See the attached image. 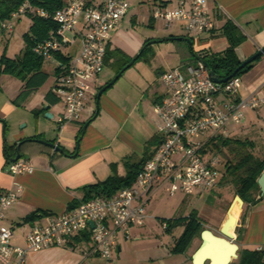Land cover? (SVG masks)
Returning a JSON list of instances; mask_svg holds the SVG:
<instances>
[{"label":"built area","instance_id":"obj_1","mask_svg":"<svg viewBox=\"0 0 264 264\" xmlns=\"http://www.w3.org/2000/svg\"><path fill=\"white\" fill-rule=\"evenodd\" d=\"M129 7L130 0H100L99 3L65 0L61 8L49 15L24 2L10 19L0 21V37L11 33L13 21L22 15L50 17L56 24L32 51L44 61L55 62L56 76L51 91L61 105L57 117L59 126L82 117L86 96L104 68L110 35ZM151 18L160 21L164 28L180 22L189 35L208 33L215 27L214 15L206 0H191L188 6L180 4L171 9L155 8ZM76 38L80 41L78 52L69 55L66 62L56 59L57 53L69 54L67 47ZM159 79L164 95L153 105V110L159 121L160 143L145 160L133 183L111 196L95 195L57 215L45 216L42 223L31 225L22 246L11 244L12 228L0 225V264H25L28 253L61 246L72 235L81 233L91 238L90 253H97L105 264H113L119 237L128 240L130 230L144 224L146 204L157 191L193 194L217 183L219 160L213 153L201 152L204 144L215 135H227L229 126L241 122L244 109L254 110L264 105V97L255 93L239 97L240 76L234 75L222 83L213 82L199 62L196 66L184 64L168 68L160 73ZM219 95L225 100L219 101ZM205 134L206 138L201 140ZM32 169L24 159L7 164V171L12 175ZM19 193V185L0 192V221Z\"/></svg>","mask_w":264,"mask_h":264},{"label":"crops","instance_id":"obj_2","mask_svg":"<svg viewBox=\"0 0 264 264\" xmlns=\"http://www.w3.org/2000/svg\"><path fill=\"white\" fill-rule=\"evenodd\" d=\"M190 1L191 0H130L128 12L120 20L119 25L110 35L108 43L110 48H118L127 56L132 57L136 55L147 39L161 38L168 35L177 36L187 34L182 26H180V28L175 26L176 29L179 30L175 34L164 33L161 37L155 34L140 35L129 28H133L139 19L140 22L144 21L147 27L154 31L158 23H160L162 27L163 25L157 20H152L151 26L148 25L152 10L155 8L171 9L180 4L188 6ZM206 1L209 11L214 15V29L216 31L226 19H230L246 36V39L235 49L236 56L240 61L254 54L258 48L264 45V0ZM99 2L100 0L95 3ZM126 22L129 28L124 29L122 26ZM192 38L193 43L191 44V48H194V50L204 49L211 53H220L227 47V42L222 36H211V32L192 35ZM75 42L77 48L75 47L74 50L76 51L77 49L75 52L77 53L80 47V41L76 38ZM4 47L5 46H3V49ZM174 52L177 53L175 50ZM182 53L184 52L182 51ZM69 55L73 56L71 54ZM183 55L187 56V53ZM45 62H49L52 65L54 84L56 76L55 62L48 60L43 63ZM43 65L44 64H42L41 70L45 72L46 70ZM104 68H106V66H104ZM163 71L164 69H159L158 74L160 75ZM111 72L113 74L112 70ZM100 75L95 81L93 88L96 84L103 85L113 76L112 75L106 80H101ZM240 79L241 86L238 92L239 97L244 98L251 93L264 97V54L261 55L258 60L254 61L252 67L242 74ZM7 86L11 87L8 89L9 91H7L6 96H4L5 99L0 98V119H5L13 115L11 121L15 122L13 121L16 120L15 115L19 113V111H22V109H28L32 113L33 118L29 130H27V121L21 126L23 129L20 128V130L17 131L12 128L9 142H5L2 131L3 127L1 129L0 126V154L3 159V165H6L2 155L4 143L10 145L17 143L22 138L40 135L43 140H49L47 136L52 135L51 140L62 149V151H57L52 148V150L46 154H24L28 156L26 160L33 169L31 172L16 175H12L2 168L0 160V192L14 189L16 185L20 186V193L17 199L4 211V218L0 221V225L12 228L13 236L11 238V244L22 246L25 243L24 236L32 224L42 223L45 221V216L57 215L66 208L77 205L86 191L84 187L101 182L113 173L119 176L124 175L126 172L124 161L128 160L133 163L142 158L147 142L152 137L158 136L157 126L159 121L157 116H155L156 114H153V118L146 117L147 120L145 121L149 128L148 134V131L144 132L143 129L140 128L141 120L138 122L139 125L128 124L134 108L139 105L140 118L144 115L147 103H145V105L142 103V98L144 97L143 93L137 94V92L141 90L139 87H124L125 90L128 89L131 93L133 92L138 95L137 99L139 103L136 105L137 101H133V103L135 102L133 105V103H131V97H133V95L131 94V96L128 97L126 94L128 92L123 93L120 91L122 94L118 93L117 90L119 89H113L114 86L112 84L110 88L100 95L98 99V111L93 116L87 111V100L90 97H92L90 101L94 102V109L96 111V95L92 92V88L91 92L86 96L84 111L80 120L59 126V133L64 131L65 135L63 133L57 137L53 132L54 126L40 118V114L43 113H36L39 110V106L43 103L44 105L48 104L49 108L53 105L48 103L45 99L47 91H41L40 95L37 97L35 91L39 90L38 87L33 90L24 101L16 105L13 101L22 88V82L19 80L17 84H11V80H7ZM52 86L48 91H51ZM163 95L164 90L162 93L153 92L150 97V105L153 106L156 101L161 100ZM217 99L219 101L225 100L222 95H219ZM38 104L40 105L38 106ZM99 109L100 114H98ZM244 110L249 113L244 114L243 118H245V121L240 128V132H246L248 134L251 131V126H253V120L255 118L264 119V105L254 110ZM48 112L51 114V118L48 119H52L54 115L49 109ZM140 113H142V115H140ZM45 118L47 119V117ZM86 121H89V123L84 132H81L79 138L78 131L81 123H85ZM7 122L9 123V120H7ZM71 123L77 124L78 128L71 126ZM228 135H230L229 128L225 136ZM1 136L3 137V144ZM248 139L254 143V150H260L262 147H260L259 144L264 139V133L261 136V142L258 141V144L254 139ZM136 156H139V159L133 160ZM256 156L261 158L264 156V152L262 155ZM254 200V203H242L241 209L240 207H236L230 211L234 216L239 212L236 217V237L234 239L239 249L262 247L264 250V193L260 194L259 192L255 195ZM33 213H36L35 218L30 221H23L24 217ZM81 234L72 235L65 244L61 246L49 247L37 252L28 253L25 258V264H105L104 260L101 259L97 253L89 252L92 247L91 238L86 241L80 238ZM130 234L131 237L128 240L119 237L112 258L113 264H190V256L193 252L189 253L188 250H186L183 254L171 253V247H169L167 239H164L162 243L150 240V238L145 235L143 225L132 228ZM76 237H79L80 240ZM200 242L201 241H199V243ZM175 257L180 258L176 260Z\"/></svg>","mask_w":264,"mask_h":264},{"label":"trees","instance_id":"obj_3","mask_svg":"<svg viewBox=\"0 0 264 264\" xmlns=\"http://www.w3.org/2000/svg\"><path fill=\"white\" fill-rule=\"evenodd\" d=\"M64 1L65 0H0V21L10 19L11 14L15 12L24 2H27L31 6L41 8L51 15L55 10L63 6ZM27 17L30 19L31 23L28 30L22 35V38L26 42V48L15 57L6 56L4 51H2L0 54V74L12 75L22 82V88L13 101V103L16 105H19L33 90L40 87L46 81L48 75L46 72L41 70L44 60L33 53L32 47L37 42L44 40L50 30L56 28V24L51 20L50 17ZM152 20V18L149 19L148 25L151 26ZM209 32H211V36H222L227 42V47L220 53H211L204 49L194 50V48H190L187 45V58L185 64L189 65L193 62L198 63L200 60L206 63L208 68L212 70L218 76V78H223L229 75L241 63V61L236 56L235 49L246 39V36L230 19H226L217 31L212 29ZM168 36L175 37L174 35ZM177 36H187L191 40V44L193 43V38L188 34H181ZM149 40L151 39L144 41L141 46L142 51L134 60V62L147 51H149V49H151L150 44H147ZM161 41H164V39H161ZM260 56L256 57L252 62L238 70L235 75L241 76L247 72L252 67L254 61L258 60ZM55 58L61 62H66L70 56L69 54L64 55L57 53L55 54ZM132 58L133 56H127L120 49L110 48L109 44H107L104 55V66L109 67L113 71L114 76ZM109 80H107L104 84H106ZM111 86L112 85L107 87L104 91H106ZM53 95L54 94L51 91H47L45 94V99L50 104L57 102V98ZM159 101H156L155 103ZM39 112L44 113L45 111L43 108H41L36 113ZM93 115H95V111L93 112L92 116ZM83 124L84 122L81 123L78 136L81 134V128ZM40 140H43L40 135H34L22 138L17 143L10 145L4 144L2 147L4 162L8 164L9 162L13 161L12 158L15 156V148L17 144L20 145V158L24 154H46L50 152L52 148L41 143ZM46 141L54 143L53 140ZM159 143V136L152 137L147 142V144H149L152 148L145 149L143 156L139 161L133 163L129 162L128 160L124 161V166L126 168L124 175L119 176L113 173L101 182L84 187L86 191L81 201L88 200L95 195L111 196L120 188L131 185L143 163L153 155ZM223 148H226L228 151H230L232 154V159L227 160L225 163L224 174L222 177L220 176L219 179L228 177L230 182L233 184L235 195H238L243 203H254L255 195L259 193V187L257 185L256 179L264 168V156L260 158L255 155L253 151L254 143L248 138L241 139L238 137H228L223 135H215L214 137L208 139L201 152L220 154L223 153ZM35 217L36 213L29 214L24 217L23 221H30ZM157 221L161 225H165L163 229L168 234L172 229L177 227L182 228L181 233L175 239L173 245L170 248V252L173 254L185 253L190 247L193 239L198 237L201 230H203L202 222L196 217L194 213H190L188 216L175 218L158 217ZM76 238L79 240L80 238H83L87 241L89 239V235L87 233H82L80 238ZM237 254V258L232 260L230 264H264L263 249H239Z\"/></svg>","mask_w":264,"mask_h":264},{"label":"rangeland","instance_id":"obj_4","mask_svg":"<svg viewBox=\"0 0 264 264\" xmlns=\"http://www.w3.org/2000/svg\"><path fill=\"white\" fill-rule=\"evenodd\" d=\"M99 0H91L92 3L98 2ZM30 19L22 15L18 20L13 21V31L11 33H3L0 37V54L2 51L5 52V55L8 57H15L16 55L20 54L25 48H26V42L22 38L23 33H25L29 26H30ZM181 26L180 22H174L169 25V27L164 28L158 23L155 26L154 31H152L151 28L147 27L144 21H141L138 19V22L136 25L133 26V28L128 27V23L126 22L122 27L124 29L129 28L135 33H138L140 35H152L155 34L158 37H161V35L165 34H175L179 30L176 29V27ZM243 28V26H242ZM192 37V35H190ZM167 36L161 37V38H153V39H164ZM151 39V38H150ZM185 41L181 40H164L159 41L156 43H151L149 51H147L144 55H142L140 58H138L129 68L124 70L120 77L116 80V82L113 84V89L117 90L118 93L122 94L126 93L127 96L133 95L131 97V103L133 101H137L136 105L139 103L137 97V94L143 93L142 103L145 105L147 103L144 115L139 118V105H137L136 108H134L129 123L128 124H135L137 125L138 122L141 120L140 128L143 129L144 132L148 131L149 128L145 120H147L146 117L154 116V110H152L153 106L150 105L151 102V95L153 92L162 93L164 90V87L159 79L158 70L159 69H167L171 66H178V65H184L186 63L187 56H184L183 54L187 53V43H184ZM3 46L4 49H3ZM73 46V48H72ZM75 47L77 48L76 42L73 45H70L67 47L69 54L75 55L76 51L74 50ZM71 48V50H70ZM73 49V50H72ZM179 49V50H177ZM174 50L177 52L175 53ZM182 51L184 53H182ZM43 67L46 70L48 77L45 83L40 86L38 91H35V95L37 97L40 95V92L45 90L48 91V89L53 84V69L52 65L49 62L43 63ZM193 66L197 65V62L190 63ZM113 74L109 67H106L102 70V74L100 75L101 80H106L109 77H111ZM7 80H11V84H17L19 80L9 74H0V98L5 99L4 96H6L8 89H10L11 86H7ZM145 84V85H144ZM102 84H96L93 88V93L96 95L97 91L100 89ZM127 88H133V86L139 87L141 90L140 92L131 93L128 89H124V87ZM117 88V89H116ZM125 90V91H124ZM122 91V92H120ZM119 94V95H120ZM92 99V97H90ZM90 98L87 100V108L88 112H90V115L93 114L95 111V105L93 101H90ZM135 103V102H134ZM133 103V105H134ZM2 104V99H1ZM40 104H38L39 106ZM43 105L39 106V109L43 108ZM37 106V107H38ZM60 103L56 102L53 104L49 110L54 115L52 119H46L43 114H40V118L42 120H45L46 122H49L54 126V135L60 136L65 132L61 131L59 133V125L57 124V117L60 113ZM256 111V110H255ZM254 111V112H255ZM249 113L248 111H243V117L244 114ZM98 114H100V109ZM152 114V115H151ZM13 116V115H12ZM12 116L0 119V126L1 129L3 127V123L5 124V132H4V140L5 142H9L11 139V130H20L21 126L27 121L28 128L32 123L33 115L28 110L25 109L22 111H19L15 115V119L13 120L15 122H12ZM98 116V115H97ZM156 116V115H155ZM247 116V115H246ZM242 117L241 124L233 125L232 127L229 126V132L230 135L228 137H238L241 139L244 138H252L254 139L257 144L258 141L261 140V136L264 133V119H257L255 118L253 120V126H251V131L247 134L246 132H240V128L243 125L245 118ZM97 118V117H96ZM247 118V117H246ZM9 120V123L7 122ZM99 120V119H97ZM96 120V121H97ZM95 121V122H96ZM145 121V122H144ZM94 122V124H95ZM12 123V124H11ZM93 124V123H92ZM71 126H75V128H78V125L75 123H71ZM139 125V124H138ZM145 125V127H144ZM23 129V128H21ZM152 135V134H151ZM206 135H203L200 137L201 140L206 138ZM52 136V135H51ZM51 136H47L49 140H51ZM2 144H3V137L1 136ZM261 142V141H260ZM260 147H262L260 150L255 149L253 150L255 155H262L264 152V139L259 144ZM152 147L149 144L145 145V149H151ZM223 153H214L219 160V173L220 176L224 174L225 170V163L227 160L232 159V154L230 151H228L226 148L222 149ZM28 156L23 155L20 159H28ZM139 159V156H136L133 158V160ZM0 160L2 164V168L7 170V164L3 165V159L0 154ZM27 161V160H26ZM138 161V160H137ZM235 196V190L233 187V184L230 182V179L228 177H223V179H219L217 183L214 186H211L209 188L199 190L194 192L193 194H183L180 192H176L174 194H169L165 189H160L157 191L153 197L149 200V202L146 204V213L147 218L145 219V222L143 224V227L145 229V235L150 238V240H153L154 242H160L162 243L164 239H167L169 247L173 244L175 239L178 237V235L181 233L182 228L177 227L175 229H172L171 232L168 234L165 232L161 224L157 221L158 217L162 218H175V217H181V216H188L190 213H194L196 217L203 223V229L207 228L213 231L214 233H218V228L220 227L221 223L226 217L227 210L231 204V209H235L236 207H240L241 203L239 199H234ZM234 199V200H233ZM241 209V207H240ZM239 209V210H240ZM239 213V212H238ZM238 213L236 214V217L238 216ZM157 237V238H156ZM200 238L196 237L193 239L190 247L187 249L189 253H192L193 250L196 249V247L199 244ZM235 242V240H234ZM191 257V256H190ZM180 257H175V259H179ZM188 261V260H187ZM186 261V262H187Z\"/></svg>","mask_w":264,"mask_h":264},{"label":"water","instance_id":"obj_5","mask_svg":"<svg viewBox=\"0 0 264 264\" xmlns=\"http://www.w3.org/2000/svg\"><path fill=\"white\" fill-rule=\"evenodd\" d=\"M164 40H183L187 42L189 47L191 48V40L187 36H167L164 38ZM161 40L159 39H151L147 42V44L156 43ZM142 51V48L139 49V51L136 53L135 56L125 65L123 66L119 72H117L106 84H104L96 93V111H98V99L102 92L109 87L110 85L114 84L116 80L119 78V76L122 74L124 70L129 68L134 60L137 58V56ZM264 54V45L261 48H258V50L247 57L246 59L242 60L241 63L227 76L223 78H218V76L208 68L207 64L200 61L199 63L202 64L204 70L206 71V74L208 76V79L217 82L222 83L228 80L230 77L234 76L238 70H240L242 67L247 65L248 63L252 62L256 57ZM49 105L46 104L43 106L44 116L47 118H51V114L48 112ZM89 121H86L82 128L81 132H84L86 126L88 125ZM4 128L5 124L3 123V136H4ZM80 138V136H79ZM41 143L46 144L50 146L51 148L62 151L61 147L57 146L54 143L48 142L46 140H40ZM5 144V143H4ZM19 144L16 145L15 148V156L12 158L13 161L20 159V151H19ZM257 185L259 187L260 194L264 193V168L259 174V176L256 179ZM234 199H239L241 206H242V200L239 198L238 195L234 196ZM233 199V200H234ZM240 206V207H241ZM230 207L231 204L227 210L226 217L221 223L220 227L218 228V233H214L210 229H203L200 232V238L201 242L198 248L192 253L190 259V264H230L232 260L236 259L238 254V245L234 242V239L236 237L235 235V228H236V222L237 218L233 214L230 213ZM90 227H92V224L89 222Z\"/></svg>","mask_w":264,"mask_h":264},{"label":"bare ground","instance_id":"obj_6","mask_svg":"<svg viewBox=\"0 0 264 264\" xmlns=\"http://www.w3.org/2000/svg\"><path fill=\"white\" fill-rule=\"evenodd\" d=\"M199 245H200V243L198 244V246H199ZM198 246L196 247V249L198 248ZM196 249H195V250H196ZM195 250H193V252H194Z\"/></svg>","mask_w":264,"mask_h":264},{"label":"flooded vegetation","instance_id":"obj_7","mask_svg":"<svg viewBox=\"0 0 264 264\" xmlns=\"http://www.w3.org/2000/svg\"><path fill=\"white\" fill-rule=\"evenodd\" d=\"M198 237L200 238V235ZM200 240H201V238H200Z\"/></svg>","mask_w":264,"mask_h":264}]
</instances>
